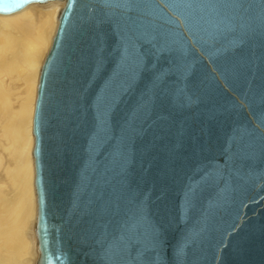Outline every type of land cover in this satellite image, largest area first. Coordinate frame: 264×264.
<instances>
[{
  "label": "water",
  "instance_id": "water-1",
  "mask_svg": "<svg viewBox=\"0 0 264 264\" xmlns=\"http://www.w3.org/2000/svg\"><path fill=\"white\" fill-rule=\"evenodd\" d=\"M32 133L38 264H264V0H65Z\"/></svg>",
  "mask_w": 264,
  "mask_h": 264
},
{
  "label": "bare ground",
  "instance_id": "bare-ground-1",
  "mask_svg": "<svg viewBox=\"0 0 264 264\" xmlns=\"http://www.w3.org/2000/svg\"><path fill=\"white\" fill-rule=\"evenodd\" d=\"M65 0L0 14V264H38L32 150L39 75Z\"/></svg>",
  "mask_w": 264,
  "mask_h": 264
}]
</instances>
